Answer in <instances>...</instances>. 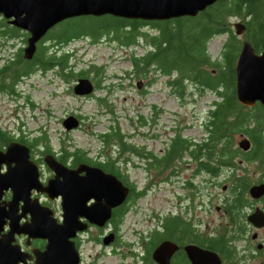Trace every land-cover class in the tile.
Returning a JSON list of instances; mask_svg holds the SVG:
<instances>
[{
	"label": "flooded vegetation",
	"instance_id": "1",
	"mask_svg": "<svg viewBox=\"0 0 264 264\" xmlns=\"http://www.w3.org/2000/svg\"><path fill=\"white\" fill-rule=\"evenodd\" d=\"M246 20L240 17L233 20L232 28L236 34V23L246 24ZM246 29L247 26L243 33L238 34L241 38L245 36ZM6 41L10 44V40ZM25 44L23 41L20 47L23 48ZM20 47L14 50L13 58L19 53ZM10 57L11 55L0 56V92L6 93L1 84L13 82L15 91L9 94L15 99L25 97L31 100L25 90H19V86L22 87L25 83L35 86L36 81L44 76L69 81L65 75L70 73L71 65L64 69L53 66L45 72L41 68L30 72L24 69L14 72V67H5ZM71 57L77 58L76 52L72 51ZM49 71L52 75L48 74ZM80 77H89L94 83V89L90 93L76 95L97 98V90L104 89V96L111 100L109 95L116 86L99 88L93 72L89 75H78L73 79V90ZM56 84L59 83L56 81ZM70 114L78 117L77 127H80L81 115ZM158 119L159 114L155 113L149 130L141 134L147 139V143L137 144L147 151V162L126 160L121 155H108L110 149L107 146L92 152L91 149L72 148L68 144L55 148L53 145H29L18 139L19 137L12 139L30 147V158L38 165L40 179L44 184H47L50 178L64 179L59 170L46 162V156L53 154L67 167L65 173L68 176L70 195L68 213L76 216L77 224L74 235L70 237L77 252V260L72 264H104V257L108 254L117 255L124 260L129 258L128 264H264V225L258 226L248 218L257 207L264 209V194L255 198L248 189V195L245 194L246 201L238 200L233 208L231 184L236 177L249 171L248 165L252 163L244 162L243 168L238 166L247 155L240 152L236 166L220 164L217 152L214 155L204 153L199 140L190 134L196 129V122L178 119L175 124L161 125ZM160 126L163 128L158 134L156 129ZM178 134L187 139L188 145L183 146L172 158L171 143ZM20 136L33 139L29 130H22ZM9 142L0 145V149L6 150ZM234 147L243 151L250 149H244L240 145ZM78 150L84 153V157L80 156ZM137 167L144 169V175L140 178L134 176L131 170ZM6 168L4 163L3 170ZM254 180V183L264 181ZM219 184H222L221 190ZM162 187L168 191L165 196L166 208H152L151 218L154 223L146 232L136 231L137 238L127 240L122 234V227L128 214L141 210L140 200ZM11 195L12 191L8 190L4 197L9 199ZM33 196H39L44 204L49 200L54 216L60 222L63 221L64 196L58 185H54L53 197L45 191H37L36 188L33 189ZM108 211L110 215L102 221ZM79 225L83 227H78ZM8 229L9 226L6 225L5 230ZM16 236L26 259L19 264L34 263L37 259L36 252L44 250L48 242L47 238L29 237V234L24 232ZM90 242L99 245V250L87 255L85 245Z\"/></svg>",
	"mask_w": 264,
	"mask_h": 264
},
{
	"label": "trees",
	"instance_id": "2",
	"mask_svg": "<svg viewBox=\"0 0 264 264\" xmlns=\"http://www.w3.org/2000/svg\"><path fill=\"white\" fill-rule=\"evenodd\" d=\"M232 17L247 19L245 24L247 29L243 38L249 39L256 50L261 52L264 48V0H217L196 15L168 19L127 18L110 13L68 17L58 22V24L65 22L68 31L60 34L47 32L39 40L31 59L24 56V47H20L19 53L14 58L11 55L5 67H14L12 69L14 72L22 69L30 72L38 68L45 72L53 66L64 69L71 65L70 73L65 75L68 80L93 72L99 88H102L106 87L103 83L104 67L92 64L89 68L82 66L77 70V64L72 61L74 58L71 57L72 51L65 49V46L78 38H87L93 43L117 40L125 47L132 45L136 47L137 44L143 43L147 47L144 52L130 53L131 69L126 70L128 77L144 82L145 93L147 86L156 80V72L171 75L169 82L180 91L185 88L186 82L193 81L201 90L216 93L217 96L211 101L203 122L204 131L199 140L202 151L209 155L217 152L220 164L233 166L238 165L237 155L240 152L245 153L247 156L243 158V162L252 163L248 167L253 166L254 170L259 172L257 180H264V104L258 101L255 105L248 106L241 103L237 97L235 64L243 38L238 35L237 30L238 34L234 32ZM6 19L0 18V36L8 40L21 37L27 42L28 32ZM145 25L154 27L156 32L143 30L142 27ZM79 26L83 29L80 30ZM217 34H225L226 38L220 58H213L208 51V42ZM150 71L152 75L149 74ZM1 86L6 93L15 91L13 82ZM97 98L100 104L107 105L111 113L115 112L112 105L107 103L105 96L98 95ZM139 121L144 124L146 118L141 116ZM22 130L25 129L20 127L19 132L15 133L0 128V145L8 143L15 137L29 145L40 142L52 145L45 132L29 140L20 136ZM238 134L250 138L249 150L243 151L234 147L237 146L235 143ZM134 135L122 130L115 118L108 129L98 133L103 146L110 149L108 155H116L115 157L121 155L126 160H132L136 156L147 162L148 153L145 148H140L128 140V136ZM186 145L187 139L178 134L171 143V157L173 158ZM114 148H117L116 153ZM78 151L80 156L84 157V153ZM253 179L249 171L235 178L231 184L233 208L236 207L238 200L246 201L245 194L248 195L249 187L256 182Z\"/></svg>",
	"mask_w": 264,
	"mask_h": 264
},
{
	"label": "rangeland",
	"instance_id": "3",
	"mask_svg": "<svg viewBox=\"0 0 264 264\" xmlns=\"http://www.w3.org/2000/svg\"><path fill=\"white\" fill-rule=\"evenodd\" d=\"M1 17L4 16L0 13ZM231 20H236V18L232 17ZM79 29L82 30L83 27L79 26ZM142 29L150 33L156 32V29L149 25L143 26ZM49 31L52 34H60L68 31V28L65 22H61L55 24ZM225 38V34H217L210 38L208 51L213 58H220ZM6 40V37L0 36V56L4 57L13 55L14 50L19 48L24 41L21 37H13L10 44ZM146 48L143 43L137 44L136 47L133 45L125 47L117 40L93 43L87 38H78L70 41L65 49L76 52L77 58L74 57L72 61L77 64V70L82 66L89 68L92 64L104 67L103 83L106 87L116 86L109 95L111 100L107 102L112 105L115 112L111 113L107 105L100 104L95 96L76 95L77 93L72 89L73 78L63 81L57 77L52 79L44 76L36 81L35 86L29 83H25L22 87L19 86V90H25L31 100L25 97L15 99L9 92H0V128L17 133L22 127L29 130L32 137L46 133L55 148L68 144L72 148H87L95 152L103 147L98 133L108 129L114 122V118L117 119L122 130L135 134L133 137L128 136V140L135 144H146L147 139L141 134L147 133L153 115L158 113V121L161 125L175 124L178 119L196 122V129H193V133L190 134L200 140L204 131V118H206L211 101L217 96L216 93L211 90H201L193 81L186 82L185 88L180 91L169 82L171 75L157 72L156 80L147 86L146 93L143 92L144 82L137 78L131 80L126 70L131 69L130 53L141 54ZM48 74L52 75V72L49 71ZM149 74L152 75V72L150 71ZM55 80L59 84H56ZM105 91L98 89L97 93L104 96ZM70 113H79L83 118L80 127L67 130L63 124V118ZM141 116L146 118V123H140ZM161 128L163 126L156 129L158 134L162 132ZM170 133L172 134L171 130ZM241 138L243 136L238 134L236 145H239ZM40 144L42 145V142ZM114 149L116 153L117 148ZM133 160L140 159L135 156ZM244 164L241 162L238 166L243 168ZM250 168L249 172L254 179H257L259 172L254 170L253 166ZM131 170L134 176L137 175L139 178L144 175V169L142 170L141 167ZM221 187L222 184H219L220 190ZM166 195L168 191L162 187L140 200L141 210L129 213L122 227V234L127 240L133 239L137 234L136 231L146 232L149 229L154 223V219L151 218L153 217L151 209L166 208ZM46 203L52 205L49 200H46ZM262 233L264 235V229ZM97 250H99V245L96 243L90 242L85 245L87 255L94 254L98 252ZM104 258V264H128L129 262V258L124 260L111 254Z\"/></svg>",
	"mask_w": 264,
	"mask_h": 264
},
{
	"label": "water",
	"instance_id": "4",
	"mask_svg": "<svg viewBox=\"0 0 264 264\" xmlns=\"http://www.w3.org/2000/svg\"><path fill=\"white\" fill-rule=\"evenodd\" d=\"M215 1L217 0H0V13L9 23L29 32L23 49L24 56L32 58L38 41L55 24L68 17L110 13L127 18L168 19L196 15ZM236 30L239 34L244 32L245 24L237 22ZM235 68L239 101L248 106H253L258 101L264 104V48L258 52L249 39L243 38ZM93 89L94 83L89 77H80L74 85V91L78 94L90 93ZM63 124L70 130L78 126L79 119L70 114L64 118ZM239 145L249 149L250 138L244 136L239 140ZM45 160L64 175L63 180L50 178L44 184L40 179L38 165L30 158V147L26 143L12 140L6 150L0 149V264L26 261L20 243L16 241V235L22 232L28 233L29 237L48 239L46 248L36 252L37 259L31 264H72L77 260L75 245L70 239L77 224L76 216L68 213L70 195L68 176L65 173L67 167L53 154L46 156ZM4 163L7 165L6 170H3ZM54 185H58L64 196L65 213L61 222L54 216L50 205L42 203L39 196H33V189L36 188L53 197ZM8 190L12 191L9 199L4 197ZM249 192L255 198L263 195L264 181L253 183ZM109 215L108 211L102 221ZM248 218L258 226L264 225V209L257 207ZM6 225L9 226L8 230H5Z\"/></svg>",
	"mask_w": 264,
	"mask_h": 264
}]
</instances>
